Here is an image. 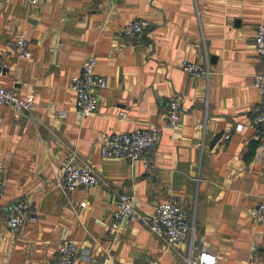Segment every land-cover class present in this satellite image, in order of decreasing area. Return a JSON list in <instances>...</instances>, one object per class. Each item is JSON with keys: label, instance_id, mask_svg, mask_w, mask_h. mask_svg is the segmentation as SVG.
I'll return each instance as SVG.
<instances>
[{"label": "crops", "instance_id": "crops-1", "mask_svg": "<svg viewBox=\"0 0 264 264\" xmlns=\"http://www.w3.org/2000/svg\"><path fill=\"white\" fill-rule=\"evenodd\" d=\"M141 18L151 22L142 39L117 37ZM259 25L264 0H0V85L34 96L18 121L0 106V264H58L67 241L79 246L76 264H186L201 251L216 264H264V228L251 216L264 199V134L252 125L264 114L254 86L264 73L254 50ZM19 37L29 60L18 54ZM92 56L108 86L97 113L84 117L72 83ZM185 60L208 64L210 78L191 79ZM173 98L182 111L175 131L167 127ZM140 128L159 129L153 151L134 164L102 157V135ZM73 154L104 184L65 192ZM120 194L144 219L177 202L193 227L188 238L167 249L144 221L113 231ZM15 201L38 217L18 233L7 227Z\"/></svg>", "mask_w": 264, "mask_h": 264}, {"label": "built area", "instance_id": "built-area-1", "mask_svg": "<svg viewBox=\"0 0 264 264\" xmlns=\"http://www.w3.org/2000/svg\"><path fill=\"white\" fill-rule=\"evenodd\" d=\"M39 0H31L37 4ZM151 28V22L146 19H135L120 27L117 37L128 40L142 39ZM18 54L29 60L32 52L29 43L23 37L16 41ZM254 50L260 59L264 60V25L257 27L254 40ZM98 59L94 56L87 58L82 65L80 75L74 78L72 90L76 94L79 112L84 117L94 116L100 105L101 93L108 86L107 78L97 71ZM183 70L191 79H209L211 70L208 64L194 63L185 60L181 63ZM254 86L264 97V73L257 74ZM0 106H7L13 112L16 121L34 108L33 95H21L14 89H6L0 85ZM181 106L178 98L167 103V127L175 131L181 122ZM126 120L122 114L120 121ZM252 125L259 135L264 134V114L256 115ZM241 129V127H239ZM160 131L157 128H140L133 132H121L114 135H102L99 139L100 152L103 158H114L134 164L154 150L159 141ZM227 138V137H226ZM77 155L73 154L63 166L62 187L70 193L81 187L97 188L104 184V179L98 174L95 165L78 164ZM6 165L0 162V201L5 196ZM87 203H81L85 207ZM254 222L264 228V199L251 211ZM38 217L27 201H15L8 206L7 227L13 233L21 231L28 223H37ZM134 222H145L149 231L161 239L167 249H173L177 244L188 238L193 229L188 221L185 209L174 201H165L155 207L153 214L144 219L140 214L137 203L127 194L118 195L117 210L114 214L113 231H119L123 226ZM79 246L74 241L63 243L57 255L58 264H76ZM186 264H216L215 257L207 251H201L196 257L185 259Z\"/></svg>", "mask_w": 264, "mask_h": 264}]
</instances>
